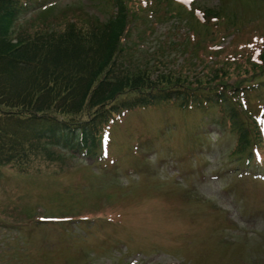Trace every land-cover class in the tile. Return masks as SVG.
Returning <instances> with one entry per match:
<instances>
[{"label": "rangeland", "instance_id": "obj_1", "mask_svg": "<svg viewBox=\"0 0 264 264\" xmlns=\"http://www.w3.org/2000/svg\"><path fill=\"white\" fill-rule=\"evenodd\" d=\"M134 4L139 15L126 39L134 63L181 69L186 61L187 73L198 76L206 69L191 42L211 41L224 48L218 59L236 67L220 79L236 85L243 47L251 46L252 57L257 46L264 49V0ZM72 9L100 20L116 10L110 0H47L15 21L11 37L57 31L70 21L86 25ZM167 13L180 16L182 29L156 20ZM250 83L232 99L242 102L244 112L232 120L246 129L244 148L227 112L175 101L118 115L102 150L61 153L29 169L0 164V264H264V181L251 177L264 168L247 113L264 138V68Z\"/></svg>", "mask_w": 264, "mask_h": 264}, {"label": "trees", "instance_id": "obj_2", "mask_svg": "<svg viewBox=\"0 0 264 264\" xmlns=\"http://www.w3.org/2000/svg\"><path fill=\"white\" fill-rule=\"evenodd\" d=\"M36 1L0 0V164L28 169L41 160L53 161L63 151L88 152L122 111L175 101L181 107L229 104L225 112L239 134V146H246L243 122L232 120L244 111L228 94L252 87L253 73L264 68V53L260 62L244 65L250 64L248 79L250 69H242L241 83L232 86L220 79L225 74L217 66H203L208 75L214 73L208 79L204 71L189 75L186 61L181 69H160V61L152 66L134 63L126 39L139 15L135 0H112L115 13L105 20L72 9L86 25L70 21L57 31L42 28L13 39L15 21ZM161 17L156 20L173 18L168 13ZM247 113L254 143L263 147L257 122Z\"/></svg>", "mask_w": 264, "mask_h": 264}]
</instances>
